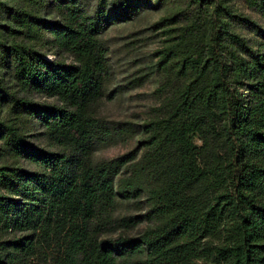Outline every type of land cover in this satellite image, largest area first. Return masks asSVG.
I'll list each match as a JSON object with an SVG mask.
<instances>
[{
  "label": "trees",
  "instance_id": "1",
  "mask_svg": "<svg viewBox=\"0 0 264 264\" xmlns=\"http://www.w3.org/2000/svg\"><path fill=\"white\" fill-rule=\"evenodd\" d=\"M163 3L111 117L104 33ZM0 264H264V0H0Z\"/></svg>",
  "mask_w": 264,
  "mask_h": 264
},
{
  "label": "rangeland",
  "instance_id": "2",
  "mask_svg": "<svg viewBox=\"0 0 264 264\" xmlns=\"http://www.w3.org/2000/svg\"><path fill=\"white\" fill-rule=\"evenodd\" d=\"M92 1L87 0L89 3ZM165 4L147 6L130 19L114 20L104 33L112 69V87L115 88L112 97L104 102V111L111 117L138 120L147 116L156 104L158 96L154 89L160 77L151 69V61L152 50L158 45L159 36L147 25L168 9ZM235 5L248 11L239 4ZM45 56L50 58L52 55L47 52ZM141 72L144 75L138 80L131 78ZM132 144L131 137H116L98 148L96 155L110 157Z\"/></svg>",
  "mask_w": 264,
  "mask_h": 264
}]
</instances>
